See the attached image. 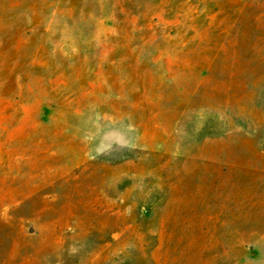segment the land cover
<instances>
[{"label":"rangeland","instance_id":"1","mask_svg":"<svg viewBox=\"0 0 264 264\" xmlns=\"http://www.w3.org/2000/svg\"><path fill=\"white\" fill-rule=\"evenodd\" d=\"M0 264H264V0H0Z\"/></svg>","mask_w":264,"mask_h":264}]
</instances>
